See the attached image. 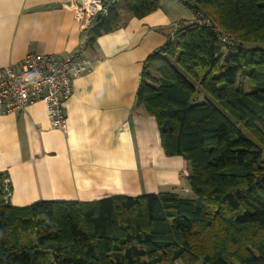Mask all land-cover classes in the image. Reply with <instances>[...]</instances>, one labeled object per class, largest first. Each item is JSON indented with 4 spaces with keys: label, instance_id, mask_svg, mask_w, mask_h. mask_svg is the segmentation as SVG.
I'll return each instance as SVG.
<instances>
[{
    "label": "trees",
    "instance_id": "1",
    "mask_svg": "<svg viewBox=\"0 0 264 264\" xmlns=\"http://www.w3.org/2000/svg\"><path fill=\"white\" fill-rule=\"evenodd\" d=\"M179 1L195 17L148 57L136 105L188 162L190 194L18 207L0 172V264H264V0ZM159 6L116 0L89 44Z\"/></svg>",
    "mask_w": 264,
    "mask_h": 264
},
{
    "label": "crops",
    "instance_id": "2",
    "mask_svg": "<svg viewBox=\"0 0 264 264\" xmlns=\"http://www.w3.org/2000/svg\"><path fill=\"white\" fill-rule=\"evenodd\" d=\"M71 1L0 0V69H19L29 52H79L85 31ZM194 17L183 2L160 0L156 11L125 16L122 26L88 42L80 52L91 66L72 79L64 101L67 132L52 126L42 100L0 114V172L10 180L12 205L190 194L188 162L165 154L157 121L136 96L148 57L175 23Z\"/></svg>",
    "mask_w": 264,
    "mask_h": 264
},
{
    "label": "built area",
    "instance_id": "3",
    "mask_svg": "<svg viewBox=\"0 0 264 264\" xmlns=\"http://www.w3.org/2000/svg\"><path fill=\"white\" fill-rule=\"evenodd\" d=\"M116 0H74L69 6L75 11L82 22L87 45L90 38L89 30L98 14L105 16ZM178 25L171 28L170 36L174 39V31ZM223 41L227 37H222ZM58 56L29 52L23 59L19 69L7 66L0 69V114L11 113L25 109L37 101H44L51 124L63 132L68 129V117L64 109V101L72 94V79L87 72L91 61L83 58L81 52ZM4 200H11L12 189L10 180L4 178Z\"/></svg>",
    "mask_w": 264,
    "mask_h": 264
},
{
    "label": "water",
    "instance_id": "4",
    "mask_svg": "<svg viewBox=\"0 0 264 264\" xmlns=\"http://www.w3.org/2000/svg\"><path fill=\"white\" fill-rule=\"evenodd\" d=\"M103 17V15L100 13L97 15V20H100Z\"/></svg>",
    "mask_w": 264,
    "mask_h": 264
},
{
    "label": "rangeland",
    "instance_id": "5",
    "mask_svg": "<svg viewBox=\"0 0 264 264\" xmlns=\"http://www.w3.org/2000/svg\"><path fill=\"white\" fill-rule=\"evenodd\" d=\"M181 194H183V195H184L185 193L181 192Z\"/></svg>",
    "mask_w": 264,
    "mask_h": 264
}]
</instances>
